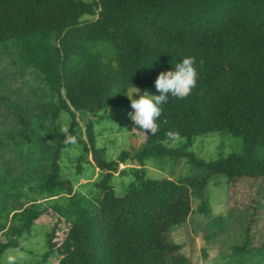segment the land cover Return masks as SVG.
<instances>
[{
	"label": "trees",
	"instance_id": "trees-1",
	"mask_svg": "<svg viewBox=\"0 0 264 264\" xmlns=\"http://www.w3.org/2000/svg\"><path fill=\"white\" fill-rule=\"evenodd\" d=\"M10 41L20 61L42 74L57 102L49 112L31 115L6 93L0 94V111L11 108L10 126L21 129L67 113L69 134L77 140V171L88 162L99 175L82 184L87 193L63 176L62 151L74 145L57 129L52 163L40 181L29 175L23 150H17L29 164L23 178H14L8 161L0 160V230L6 238L0 256L9 248L23 249L35 221L51 210L58 219L46 231V250L36 264L52 257L57 264H190L169 233L187 221L194 201L222 230L225 217L211 213L208 180L222 177L230 186L264 179V0H0V44ZM187 56L196 58L199 73L191 94L170 96L161 106L155 135L130 120L144 141L107 161L95 140L101 112L125 106L131 87L155 92L158 74ZM85 115L81 139L77 129ZM1 131L0 122L3 153ZM214 132L239 138L242 154L204 161L189 151L197 136ZM176 138L186 141L177 149L165 146ZM166 158H185L205 174L178 182L146 178L145 163ZM127 162L139 166L122 169L132 181L119 196L112 178ZM61 221L67 230L58 243ZM253 221L251 215L250 223L234 231L227 264H252L264 252V240L254 245L249 235Z\"/></svg>",
	"mask_w": 264,
	"mask_h": 264
},
{
	"label": "rangeland",
	"instance_id": "rangeland-1",
	"mask_svg": "<svg viewBox=\"0 0 264 264\" xmlns=\"http://www.w3.org/2000/svg\"><path fill=\"white\" fill-rule=\"evenodd\" d=\"M133 87L129 88L127 93ZM136 88V87H135ZM10 93L20 105L27 107L31 115L40 111L49 112V108L57 102L47 84L44 83L42 74L36 69L27 68L19 58L17 44L10 41L0 44V94ZM142 93V92H141ZM133 98H138L135 94ZM32 110V111H31ZM35 110V111H34ZM130 101L116 108L105 109L95 121V140L107 161L116 160L118 155L125 150H130L141 144L145 135L130 128L129 112ZM1 113L3 115H1ZM3 131H1L3 153L0 160L8 161L14 178H23L29 164L27 160L17 153L24 151L30 160L31 177L40 181L48 171L54 153L52 133L67 126L68 114L62 112L59 120L44 119L43 121L30 122L28 128L21 129L10 126L14 122L15 114L11 108H3L0 111ZM82 123L77 129L78 136L82 139L85 134V124L88 116H82ZM185 138H176L166 141L164 144L169 149H177L185 143ZM14 147V148H12ZM242 141L229 133L214 132L197 136L189 148L198 158L204 161L217 159L219 156L242 154ZM11 148V149H9ZM79 152L76 145L62 151L60 165L64 177L75 183V189L87 193L88 186H82L87 181L97 178L99 172L90 163L84 162L80 172L76 169V158ZM91 159V155L88 157ZM139 165L130 162L120 164L112 184L115 193L125 195L127 185L132 181V176H122V169ZM3 171L6 167L3 165ZM146 178L154 180L181 179L194 177L200 178L201 173L187 163L185 158H166L163 160H150L143 166ZM7 179V178H6ZM222 177L213 176L208 180L206 193L210 200L211 213L225 217L226 224L222 230H217L211 216H205L197 210L198 203L193 202V211L187 221L169 233L173 242L181 245V252L190 260V264H227V255L230 252V244L234 242V231L245 227L250 223V217L254 221L249 226V235L254 245L264 240V179L239 182L236 185H227ZM24 190L27 191L25 185ZM3 197V191L0 192ZM13 199L12 196L8 200ZM25 199V198H22ZM229 213L231 216H228ZM58 217L51 210L44 213L35 221L31 236L22 240L23 249H7L0 256V264H9V257H14V264H36L46 250V231L50 230L57 222ZM59 232L56 241L59 243L67 230L65 222L59 223ZM212 235L207 240L208 235ZM6 238L0 230V242ZM260 244V243H259ZM206 249V256L203 249ZM252 264H264V252L253 259ZM57 257L49 259V263L57 264Z\"/></svg>",
	"mask_w": 264,
	"mask_h": 264
},
{
	"label": "clouds",
	"instance_id": "clouds-1",
	"mask_svg": "<svg viewBox=\"0 0 264 264\" xmlns=\"http://www.w3.org/2000/svg\"><path fill=\"white\" fill-rule=\"evenodd\" d=\"M198 76L196 58L187 56L172 65L171 70L161 71L158 74L154 81L155 92L144 90L141 93L140 89L133 87L126 94L133 110L128 114L129 119L136 127L155 135L159 130L161 106L168 102L170 96L177 99L188 97L196 87ZM134 94L138 98H133ZM61 131L65 134L66 143L73 145L77 143L76 137L69 134V128L66 125L61 128ZM8 260L9 264L15 262L14 257H9Z\"/></svg>",
	"mask_w": 264,
	"mask_h": 264
}]
</instances>
